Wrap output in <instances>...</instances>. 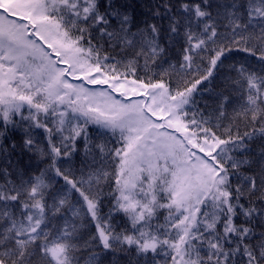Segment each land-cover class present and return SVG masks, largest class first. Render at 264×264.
Returning a JSON list of instances; mask_svg holds the SVG:
<instances>
[{
    "label": "snow or ice",
    "instance_id": "snow-or-ice-1",
    "mask_svg": "<svg viewBox=\"0 0 264 264\" xmlns=\"http://www.w3.org/2000/svg\"><path fill=\"white\" fill-rule=\"evenodd\" d=\"M0 264H264V0H0Z\"/></svg>",
    "mask_w": 264,
    "mask_h": 264
}]
</instances>
